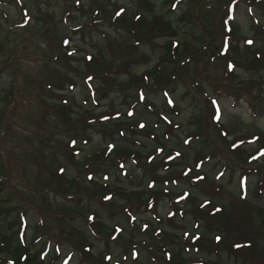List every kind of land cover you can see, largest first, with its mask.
I'll return each instance as SVG.
<instances>
[{
	"label": "rangeland",
	"instance_id": "1",
	"mask_svg": "<svg viewBox=\"0 0 264 264\" xmlns=\"http://www.w3.org/2000/svg\"><path fill=\"white\" fill-rule=\"evenodd\" d=\"M0 264H264V0H0Z\"/></svg>",
	"mask_w": 264,
	"mask_h": 264
},
{
	"label": "snow or ice",
	"instance_id": "2",
	"mask_svg": "<svg viewBox=\"0 0 264 264\" xmlns=\"http://www.w3.org/2000/svg\"><path fill=\"white\" fill-rule=\"evenodd\" d=\"M77 2H79V0H77ZM117 15H120V13H117ZM66 43H67V42H66ZM248 43H252V41H248ZM89 59H91V57H89ZM229 67L232 68V67H234V66L229 65ZM89 79H91V77H89ZM129 114L131 115V113H129ZM215 118H216V119H219L218 116L215 117ZM105 119H107V117H105ZM140 127H141V128H144L145 125L141 124ZM72 143L75 144V141H72ZM159 151H163V149H160ZM176 155L179 156L180 153H177ZM169 159H173V157H169ZM120 167L123 168V165H120ZM61 171H63V169H61ZM184 175L187 176L188 173L185 172ZM89 178L91 179V177H89ZM105 178L107 179V177H105ZM198 179H203V177H198ZM173 182H175V181H173ZM152 186H153V185H149V187H152ZM183 198H184V197H181V199H183ZM105 199H110V197H105ZM89 219H94V217H89ZM117 231H121V229H117ZM217 239L219 240L220 238L217 237ZM108 259H111V257H108Z\"/></svg>",
	"mask_w": 264,
	"mask_h": 264
},
{
	"label": "trees",
	"instance_id": "3",
	"mask_svg": "<svg viewBox=\"0 0 264 264\" xmlns=\"http://www.w3.org/2000/svg\"><path fill=\"white\" fill-rule=\"evenodd\" d=\"M217 214H218V213H216V215H217ZM239 246L242 247L243 244L238 245V247H239ZM16 253H17V254H16V260H19V259H20V256H21V251H20V249H17Z\"/></svg>",
	"mask_w": 264,
	"mask_h": 264
}]
</instances>
